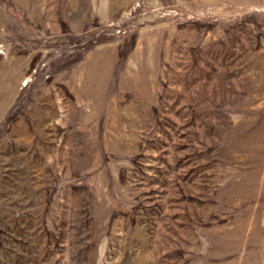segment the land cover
I'll return each instance as SVG.
<instances>
[{
    "label": "rangeland",
    "instance_id": "374dc122",
    "mask_svg": "<svg viewBox=\"0 0 264 264\" xmlns=\"http://www.w3.org/2000/svg\"><path fill=\"white\" fill-rule=\"evenodd\" d=\"M0 264H264V0H0Z\"/></svg>",
    "mask_w": 264,
    "mask_h": 264
}]
</instances>
